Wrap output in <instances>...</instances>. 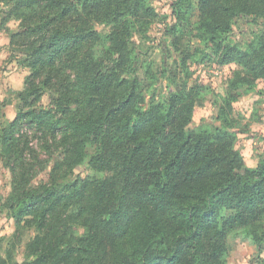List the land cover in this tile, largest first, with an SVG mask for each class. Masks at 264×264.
<instances>
[{
  "label": "trees",
  "instance_id": "1",
  "mask_svg": "<svg viewBox=\"0 0 264 264\" xmlns=\"http://www.w3.org/2000/svg\"><path fill=\"white\" fill-rule=\"evenodd\" d=\"M0 2L5 19L18 21L15 56L30 68L16 116L0 126L7 202L18 227L37 231L27 245L33 259L19 263L7 251L0 264H225L227 237L236 231L264 246V158L248 167L231 117L240 87L264 79V33L245 49L225 43L236 17L264 20V0H198V37L212 45L213 60L243 70L229 80L221 126L195 130L187 127L206 85H171L144 109L141 80L117 71L133 63V32L155 16L149 0ZM187 2L173 3L177 20H189ZM95 24L111 31L101 34ZM32 130L60 152L38 186ZM89 146L91 166L103 176L69 180Z\"/></svg>",
  "mask_w": 264,
  "mask_h": 264
},
{
  "label": "rangeland",
  "instance_id": "2",
  "mask_svg": "<svg viewBox=\"0 0 264 264\" xmlns=\"http://www.w3.org/2000/svg\"><path fill=\"white\" fill-rule=\"evenodd\" d=\"M175 1L149 0L155 16H152L145 30L133 32L129 39L133 63L128 62L126 66L117 68V71L121 72L122 77L137 76L141 80L146 98L144 109L165 99L171 85H206L208 92L196 102L192 121L187 128L195 130L204 126H221L219 109L228 95L229 80L243 67L236 62L221 64L213 60L212 45L205 44L198 37L200 34L197 26L201 19L198 0L185 3L191 4V11L187 15L189 20H177L173 4ZM4 10L5 6L0 2V126L16 116L20 104L18 93L23 90L25 79L30 73V68L16 58L13 51L16 48L10 40L12 33L17 30L18 21L6 20ZM95 28L101 34L111 31L109 25L95 24ZM263 33L262 18L252 15L236 17L225 43L245 49L256 35ZM187 55L190 57L187 61L188 73L182 66ZM114 58L118 60V54ZM111 65L115 66L114 63ZM239 93L233 102L231 115L235 121L232 130L238 135L235 146L248 167L254 169L264 158V79H257L254 86L240 87ZM50 100V95L46 94L42 104L47 106ZM28 134L31 137L32 155H36V159H32V185L38 186L41 181L48 179L60 152L48 150L33 130ZM94 151V146L88 147L89 155L69 173V180L103 176V173L91 166L90 159ZM10 192L11 174L0 156V256L11 251L14 259L21 263L33 259L27 245L37 231L16 225L7 202ZM227 242L229 254L225 264H264V246L257 245L238 231L231 232Z\"/></svg>",
  "mask_w": 264,
  "mask_h": 264
}]
</instances>
